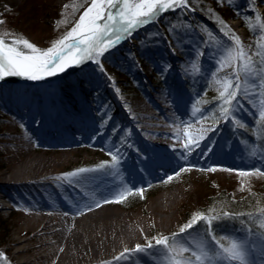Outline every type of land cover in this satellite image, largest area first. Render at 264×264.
I'll return each mask as SVG.
<instances>
[{"label": "rangeland", "instance_id": "374dc122", "mask_svg": "<svg viewBox=\"0 0 264 264\" xmlns=\"http://www.w3.org/2000/svg\"><path fill=\"white\" fill-rule=\"evenodd\" d=\"M193 1L197 5H204L207 14L212 17L199 13L194 8L200 17L187 9L166 13L157 24L135 37L133 43H121L106 53L102 59L106 73L99 72L93 64L76 76L62 81L53 90L50 87L44 90L28 85H0V174H10V180H26L30 177L27 174H12L15 166L22 168L24 165V162L12 160V149L5 145L10 139L7 131L15 128L18 135L23 136V140L32 137L33 141L29 144L35 155L47 154L44 156V166L36 172L33 179L49 177L46 185L51 190L59 189L62 184H74L67 182L71 178L58 180L57 177L62 174L79 168L98 169L103 162L111 163V158L104 149L120 145L123 160L118 169L105 168L82 174L80 178L87 179L92 185H105L111 192L107 198L113 199L117 188L127 193L130 189L151 186L147 187L143 198L132 194L120 203H103L108 206L105 209L107 213L129 222L136 216L143 218L146 215L144 212L163 196L175 199L170 209L156 211L157 216L153 222L143 228L144 239L135 240L132 248L136 245L146 246L147 241L154 244L153 238L171 237L173 233H179L180 227L194 214L200 212L207 215L210 209H215L220 214L224 211L245 214L214 221L213 228H218V234L215 230L214 233L217 238L224 237L221 243L225 246H229L232 238L247 237L256 245L253 249V258H256L260 254V239L264 236V228L256 222L263 220L264 214H256L259 210H253L254 208L238 211L233 205L217 202L224 191L233 196H245L264 181V175L254 171L257 168L264 171V121L257 119L259 110L255 109L256 105L259 106V101L264 100V87L258 90L259 100L255 95L252 96L255 104L250 103L247 98L238 97L240 106L234 110L236 119L225 123L216 109V105L220 103L216 98L221 90L217 81L223 82L224 78L230 76L233 67H225L216 72L215 76L211 74L217 68L215 61L218 58L212 53L213 48L223 49L225 58L228 57L229 50L233 55L237 51L234 43L219 31L222 27L221 20L227 24L229 35L235 33L239 37L246 52L260 53L258 56L252 55V66H264V40L261 39L264 36V0H231V3L224 0L223 4L217 0ZM90 3L91 0H0V20L5 22L0 25V33L9 32L16 38L27 39L37 47L46 49L74 26ZM162 21L169 26L165 28ZM12 36L5 37L6 42ZM204 40H208L209 44L202 45ZM201 48L203 56L199 55ZM194 56L197 58L193 59ZM232 63L235 66L238 61ZM169 64L171 69L164 72L163 69ZM197 69L201 71L198 72ZM240 76L244 86L246 76L243 68ZM261 78L264 79V73H261ZM171 99L189 114L196 109L209 113L207 120H199L198 123L208 129L205 132L209 136L206 147L211 148L213 154L207 157L208 154L205 153L202 158L201 153L196 154L194 150L189 159L184 160L181 158L182 146L189 137L180 136L178 145L181 147H175L176 150L172 149L170 152L173 162L180 159V165L170 171L156 168L154 178L139 183L127 181L133 174L130 171L127 176L126 173L129 172L123 170L124 164L134 160L140 163L141 159H145L144 153L150 151L151 142L131 137L130 126L124 120L130 119L139 131V125L132 120L135 107L150 109L156 103L158 110H166L172 104ZM210 109L214 110V114L209 112ZM105 113L111 118L107 119ZM202 114L198 112L197 117ZM43 116H47L49 121H42ZM53 116L62 118L66 125L62 128L63 133L50 131L58 124ZM27 120L39 127V137L33 139ZM46 128L49 131L46 132ZM71 128L73 130L69 131ZM43 135L47 138V143L43 141ZM63 136L71 138V143H56L65 141ZM122 138L126 143H121ZM253 153L256 155L253 156ZM213 156L219 159H214ZM45 162L50 166L47 167ZM187 164L195 167L181 172L172 181L161 182ZM211 166H218L217 171L199 170ZM223 169L250 171L252 174L241 177L234 171ZM113 171L118 174L113 176ZM35 186L36 184H32L31 189H35ZM8 196L0 201L6 207L0 210V264H37L31 263L33 258L30 256L22 259V262L10 259L7 247L26 220L29 209L18 200V191L14 187L8 188ZM135 202L139 204L133 206ZM161 216L166 217L162 222ZM101 221L99 217L95 222L100 225ZM249 221H254L255 226H250ZM206 227L203 221L198 222L192 229L176 237V246L183 244L186 239L194 246L196 241L204 240L206 248L209 247L211 237L207 235ZM123 251L125 249H102L98 255L90 257L87 264H113L112 259ZM157 255L160 258V254ZM209 255L214 253L210 251ZM185 258L188 256L176 257L179 260ZM125 262L128 259H121L116 263ZM38 264L48 263L43 261ZM193 264L198 263L193 261ZM212 264L220 262L213 260ZM257 264H264V258L258 260Z\"/></svg>", "mask_w": 264, "mask_h": 264}, {"label": "snow or ice", "instance_id": "6c2138e0", "mask_svg": "<svg viewBox=\"0 0 264 264\" xmlns=\"http://www.w3.org/2000/svg\"><path fill=\"white\" fill-rule=\"evenodd\" d=\"M218 3L223 4L224 0H217ZM231 3V0H228ZM67 7V5L65 6ZM180 8L182 11L189 9L188 0H91L90 6L79 16L78 21L74 26L62 37L53 41L51 46L46 49H41L33 43L24 38H16L9 32L0 33V81H4L9 77H20L29 81H42L46 78L54 77L58 73L65 72L68 68H81L87 63H93L97 66V70L101 73H106L103 68L102 58L106 53L110 52L113 48L117 47L125 39H130L134 32L138 31L141 27L148 25L149 23L157 22L159 15L171 10L176 11ZM190 10V9H189ZM5 22L0 20V25ZM60 23V22H58ZM222 27L219 31L228 37L235 45L237 51L235 55L229 50L228 57H224V50L213 48L212 53L218 58L215 63L217 68L214 69L211 75L215 76V73L223 70L225 67H233V72L230 76L224 78L220 83L221 90L219 91L218 99L219 104L216 105V109L219 110L220 116L223 117L224 122H229L230 119L235 120L234 110L240 106V98H247L250 103L255 104L252 100V96L255 95L259 100V88L264 87V79L261 78V73H264V66L253 67L251 64L252 55H260L257 51L249 54L243 48L242 42L235 35L231 33L227 24L222 20L220 21ZM171 32L172 29L170 28ZM209 35H212L209 33ZM12 36L6 42L5 37ZM264 40V36L261 37ZM179 43V41H177ZM202 45H208L209 41L204 40ZM259 46V45H258ZM175 54V50H173ZM200 56H203V50L199 52ZM197 57L194 56L193 59ZM247 58V62H246ZM233 61H238L234 66ZM243 68L246 80L244 86L241 83L240 70ZM171 69V65H167L163 71L167 72ZM198 72L201 69H197ZM187 75V73H185ZM119 92V89H116ZM207 89L205 90L206 95ZM199 102V101H197ZM235 102V103H234ZM203 113L197 117V113ZM209 112L214 110L210 109ZM191 117L197 122L199 120H207L209 113L204 112L203 109H196L191 112ZM107 119L111 117L105 113ZM257 119L264 121V100L259 101V111L257 112ZM187 123V122H186ZM219 123V122H218ZM191 127V124L188 125ZM213 131L215 129H212ZM208 129L200 130L199 135L189 136L186 143L183 144V150L181 151V158L187 160L197 148H200V141L203 140L204 133ZM130 134V130H129ZM185 135H188L187 128H185ZM175 140H179V136L176 135ZM174 140V143H175ZM121 143H126L122 138ZM38 146V145H37ZM111 158V163L103 162L98 166V169L79 168L74 172L68 174H62L57 177L58 180H65L66 178H79L82 174L103 170L105 168L118 169L123 160L121 155L122 148L120 145H113L104 149ZM173 146V151H175ZM211 148L206 149L201 153L202 158L205 153H210ZM253 156L256 154L253 153ZM194 165L187 164L182 166L179 171L169 175L162 183L172 181L175 176H179L181 172L194 168ZM218 166H211L207 169H199L200 171L215 172ZM225 171H234L237 175L244 177L252 174L250 171L238 170V169H223ZM255 172H260L264 175V171L255 169ZM113 176L117 175L116 171L111 173ZM69 183L74 181L68 179ZM75 182H79L77 179ZM148 186H142L138 189H130L127 193L120 191L117 188L114 199L105 198L103 203H120L126 196L132 194L139 195L143 198V193L147 190ZM103 203L96 202L95 207H102ZM78 212H83L84 209H80L78 206ZM93 205H88L87 210H92ZM215 213V214H213ZM67 215V213H66ZM238 215H245L244 213H229L224 211L222 214L217 213L215 209H210L209 214L196 213L191 219L182 225L179 229V233H173L171 237L164 236L161 238H153L155 243L147 241L146 247L136 245L133 251L138 253L148 252L149 255L153 253L149 250H154L160 254L159 264H193L191 258H185L183 260L176 259L178 255H182L185 252L191 251V256L195 257V261L199 264H212L213 260L219 261L220 264H257V261L264 258V236L260 239V254L258 257H254L253 249L256 247L250 239L247 237L232 238L229 246H225L221 243V239L217 238L214 233L213 222L221 221L225 217H234ZM203 221L207 227V235L211 237V245L206 248V242L199 240L195 242V248L197 251H193L189 247H176V237L192 229L198 222ZM260 227L264 228V221L261 222ZM170 240L172 243L170 244ZM214 255H209V252ZM131 252L127 249L121 253V257H130ZM2 255V254H0Z\"/></svg>", "mask_w": 264, "mask_h": 264}, {"label": "bare ground", "instance_id": "6f19581e", "mask_svg": "<svg viewBox=\"0 0 264 264\" xmlns=\"http://www.w3.org/2000/svg\"><path fill=\"white\" fill-rule=\"evenodd\" d=\"M179 9L177 8L176 10ZM151 26L152 23L147 27H141L134 32L130 39H125L122 43H133L135 37ZM5 81L18 86L28 85L35 89L45 90L49 86L46 82L29 83L16 77L6 78L4 83H6ZM171 103L166 110H158L156 103L150 109L141 106L135 107L132 120L134 119L133 123L138 124L140 129L137 131L130 119L124 120L130 126V136L139 137L147 142L153 141V143L162 147L160 151H163L168 147H181L178 145L180 140H175L174 143L172 138H175L176 135L179 137L184 136L185 128H187L188 132V135L185 136L199 135L200 130H203L205 125L193 120L191 115L180 109L173 99H171ZM255 109L259 110V106L256 105ZM167 111L171 113L168 114ZM53 118L58 124L52 127L50 131L63 133L62 128H65L66 125L62 122V118L60 116H53ZM45 120L49 121L47 116H43L42 121ZM27 123L33 139L39 137V127L33 126L31 121L27 120ZM189 124H191V127L188 126ZM71 130L73 129H69V131ZM45 131L49 130L46 128ZM7 134L10 139L5 145L12 149V160L17 163L24 162L22 168L15 166L12 174L21 176L27 174L30 175L28 178H31L10 180V177H8L10 174H0V201L2 198L9 197L8 188L14 187L18 191V200L29 209L26 213V220L16 231L15 236L11 238L10 245L7 247V251L11 255V261H21L30 256L33 258L31 263L37 264L43 261L48 264H87L89 258L98 255L102 249H127L132 253L130 257H121L123 251L111 262L114 264L126 258L128 262L120 264H159V255L154 250H149L153 253L152 255H149L148 252L138 253L133 251L135 248H132L131 245L137 239H144L143 228L153 222V219L157 216L156 211L158 209H170L172 203L175 202V199H171L173 197L163 196L153 203L147 212H144L146 215L143 218L136 216L128 222L107 213L105 209L108 206L106 205L95 207L96 202L103 203V200L111 193L108 191V187H104L101 183L92 185L87 179L80 177L71 178L74 184H62L59 189L51 190L46 185L49 182V177L45 176L40 180L33 179L37 174L36 172L44 166V156L47 154L35 155L30 150L31 146L29 143L33 141L32 137L24 138L23 140V136L18 135L17 128L7 131ZM41 137L47 143V138L44 135ZM204 137L200 141V148L194 151L196 154L208 149L206 141L209 136L204 133ZM63 138L65 141L55 142L59 144L71 143L69 140L71 138L68 136H63ZM206 154H208L207 157H210L213 152ZM151 157L150 155L145 157L146 159L140 160L143 168L147 169L153 163ZM213 158L219 159L217 156H213ZM45 165L47 167L50 166L47 162H45ZM123 170L126 172V168H123ZM127 171L129 172V169ZM77 179L79 182H75ZM134 182L139 183L141 181ZM32 184H36L35 189L34 187L31 189ZM88 205H93L92 210H87ZM77 206L80 209H84V211L78 212ZM4 208L6 207L0 202V210ZM99 217L102 219L100 225L95 222ZM165 219V216L160 217L161 222ZM132 221L133 223L131 224ZM180 246L189 247L192 250L195 249L194 244L189 243L186 239L183 244H177L176 247ZM185 255L195 261V257L191 256V251L182 254V256ZM197 263L199 264V262ZM232 264H237V262H232Z\"/></svg>", "mask_w": 264, "mask_h": 264}, {"label": "trees", "instance_id": "16d2710c", "mask_svg": "<svg viewBox=\"0 0 264 264\" xmlns=\"http://www.w3.org/2000/svg\"><path fill=\"white\" fill-rule=\"evenodd\" d=\"M189 5L194 8L195 10H197L199 13H203L204 15L208 16V17H212V15L207 14L204 5H197L194 3L193 0H188ZM163 23V21H162ZM165 28H167L169 25L166 23L162 24ZM159 30V29H158ZM225 196V197H224ZM212 202V201H211ZM218 203H222L224 205H233L234 209L240 211L242 209H247L250 210H259L256 214H259V212L261 214H264V181L261 182L260 184H258L257 188L253 189L252 192H250L249 194L245 195V196H233L231 194H228V192H223L218 199ZM137 204H139L138 202H135L133 206H137ZM216 204V205H217ZM210 207V205H209ZM216 207V206H215ZM264 221V217L263 220H259L256 223L258 225L261 224V222ZM254 221H249L248 224L252 227H254ZM214 230L215 232L218 234V228H216V226H214Z\"/></svg>", "mask_w": 264, "mask_h": 264}, {"label": "water", "instance_id": "95a60500", "mask_svg": "<svg viewBox=\"0 0 264 264\" xmlns=\"http://www.w3.org/2000/svg\"><path fill=\"white\" fill-rule=\"evenodd\" d=\"M170 11H171V10H169V11H167V12H165V13L159 15V19H160L162 16H164L166 13L170 12ZM159 19H158V20H159ZM154 23H155V22H154ZM150 24H151V23H149L148 25H150ZM152 24H153V23H152ZM148 25H146V27H147ZM91 64H92V63H87V64H85V65H84L83 67H81V68H68L65 72H63V73H58L56 76H54V77H50V78H46L45 80H42V81H29V80H27V79L20 78V77H16V78H20V79H22V80H26V81L29 82V83L47 82V81H50V80H53V79H59V78H63V77H65V76H67V75H71V74L75 73L76 71H78V70H80V69H82V68L89 67ZM5 82L7 83L8 81H5ZM6 83H4V81H3V82L0 81V84H6Z\"/></svg>", "mask_w": 264, "mask_h": 264}]
</instances>
